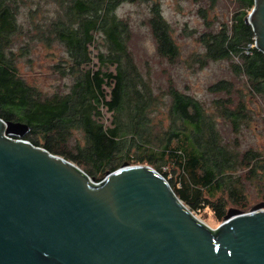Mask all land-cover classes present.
<instances>
[{
    "label": "trees",
    "instance_id": "16d2710c",
    "mask_svg": "<svg viewBox=\"0 0 264 264\" xmlns=\"http://www.w3.org/2000/svg\"><path fill=\"white\" fill-rule=\"evenodd\" d=\"M45 1L0 0V118L26 123L24 139L82 167L96 182L125 163L151 166L192 212L209 208L219 221L227 205L247 212L246 184L264 195V143H242L245 131L264 134V53L245 21L253 0H236L242 9L234 22L219 18L215 28L208 11L220 0H192L207 5L198 8L207 29L196 35L202 51L192 62H226L230 72L206 86L209 101L174 87L156 92L149 71L138 68L129 24L117 14L123 3L150 2L156 54L170 63L180 59L157 0H52L49 20L38 17ZM37 42L63 47L51 68L70 80L51 94L17 68ZM93 43L96 69L90 68ZM74 130L81 136L69 141Z\"/></svg>",
    "mask_w": 264,
    "mask_h": 264
},
{
    "label": "water",
    "instance_id": "95a60500",
    "mask_svg": "<svg viewBox=\"0 0 264 264\" xmlns=\"http://www.w3.org/2000/svg\"><path fill=\"white\" fill-rule=\"evenodd\" d=\"M245 18L264 53V0ZM0 118V264H264V203L211 228L148 165L94 181Z\"/></svg>",
    "mask_w": 264,
    "mask_h": 264
},
{
    "label": "rangeland",
    "instance_id": "374dc122",
    "mask_svg": "<svg viewBox=\"0 0 264 264\" xmlns=\"http://www.w3.org/2000/svg\"><path fill=\"white\" fill-rule=\"evenodd\" d=\"M157 1L159 2L164 19L172 28V35L179 46L180 59H176L170 63L156 54L155 42L147 25L150 2L123 3L118 6L117 14L129 24L131 30L130 47L138 68L144 74L149 71V79L155 87L156 92L162 90L165 93L166 91L164 90L174 87L202 100L209 101L210 96L208 95L206 86L218 79L229 78L230 72L226 62H208V64L202 67L192 62V54L202 51L196 35L207 29L197 13L198 8L207 5L192 0ZM42 4L43 10L39 11L38 17L39 19L49 20L48 17L53 11L54 3H52V0H46ZM214 8V10L208 11V15L210 17L213 16L212 28L216 27L219 18H221L220 20L227 19L228 23L231 24V22H234V13L242 9L236 0H220ZM41 15L45 17H41ZM21 18L26 24L27 21L23 14H21ZM89 50L91 57L90 68L96 69L99 66L96 57V43L91 44ZM63 52V47L57 42L52 43L51 46L37 42L29 53L30 60L27 57H23L17 61L18 71L29 84L36 86L46 94H51L58 85L62 86L64 82H69L70 80L68 77H62L54 73L51 68L55 58L63 54ZM107 70L113 71L114 66H108ZM104 91L107 93L108 87H104ZM104 116L106 126H110L112 121L111 113L105 111ZM79 136H81L80 133L74 130L69 141ZM263 137L264 134L259 137L248 130L244 132L242 143H252L255 146H261L264 143ZM80 168L82 169V167ZM239 172L242 173V171ZM243 194V200H246L248 204L246 211L251 210L258 204L264 203L263 192L252 185L246 184ZM231 207L237 208L235 205H227L226 211ZM195 213L198 218L211 228H215L221 222L215 218V215L209 208Z\"/></svg>",
    "mask_w": 264,
    "mask_h": 264
}]
</instances>
